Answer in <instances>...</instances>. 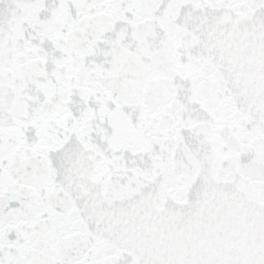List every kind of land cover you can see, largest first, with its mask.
Instances as JSON below:
<instances>
[{
	"label": "snow or ice",
	"instance_id": "6c2138e0",
	"mask_svg": "<svg viewBox=\"0 0 264 264\" xmlns=\"http://www.w3.org/2000/svg\"><path fill=\"white\" fill-rule=\"evenodd\" d=\"M0 264H264V0H0Z\"/></svg>",
	"mask_w": 264,
	"mask_h": 264
}]
</instances>
